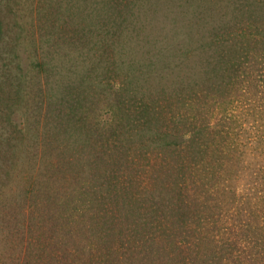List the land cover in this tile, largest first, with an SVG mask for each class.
Instances as JSON below:
<instances>
[{
    "label": "rangeland",
    "instance_id": "1",
    "mask_svg": "<svg viewBox=\"0 0 264 264\" xmlns=\"http://www.w3.org/2000/svg\"><path fill=\"white\" fill-rule=\"evenodd\" d=\"M0 11V264L196 257L176 183L190 201L205 176L204 191L208 128L264 125L261 65L236 74L227 39L254 45L264 0H0Z\"/></svg>",
    "mask_w": 264,
    "mask_h": 264
},
{
    "label": "trees",
    "instance_id": "2",
    "mask_svg": "<svg viewBox=\"0 0 264 264\" xmlns=\"http://www.w3.org/2000/svg\"><path fill=\"white\" fill-rule=\"evenodd\" d=\"M236 31L231 30L227 33V39L232 41V69L236 68V74L240 70L246 71L250 65L249 63L255 60L254 62H257L258 66L261 65L258 73L261 75L264 73V31L257 29L256 33L261 35L260 38H256L254 45L249 44L247 48L242 47L240 50H237L236 40L242 34L239 35ZM4 39V17L0 11V57ZM247 78L251 79L250 77ZM262 93L264 99V92ZM143 106L145 109L147 108V113L150 112V106L142 104V110L144 109ZM157 114L158 112L155 111L153 116L155 117ZM160 115H162V123L165 122L167 111H161ZM174 118H176L175 115L169 117L168 120L173 122ZM186 129L184 124L183 130L186 131ZM208 129L210 130L208 142L204 145L200 144V146L198 144L199 148L202 149L200 152H205L207 156V159L203 160L207 171L205 175L208 177V181L203 183L205 192L200 191V184H197L205 176H199V180L193 178L192 199L190 201L188 199L189 195L184 194L185 191H188L185 188L186 180L183 179V182L176 183L177 186H180L179 189L182 192L180 203L184 202L183 205L186 206H180L182 208L177 209L181 216V222H183V232L188 234L192 232L194 235L198 233V235H195V241L198 240L195 243L196 257H193L192 254L186 255L182 251L176 256L178 258L176 263L264 264V125L250 126L245 129L242 127ZM192 134L191 139L178 145L177 150L182 149L184 143L189 145L184 147L189 148V150L182 149V157H187V154L191 155L192 153L191 148L197 140V135L193 131ZM179 154H177V157ZM183 160L187 164V158L186 160L182 158L181 161ZM163 164V167L167 170L168 163L166 159ZM185 164L182 165V169L187 166L188 168L191 167L192 163L186 166ZM242 175L244 177L241 181ZM181 176H185V174ZM240 181L245 183L244 190L247 193L242 200L237 197L236 190L238 188H235V186L238 187ZM186 204L190 206L187 207ZM211 207L212 212L209 215ZM230 215H234L233 218ZM229 221H231V224H229ZM180 243L184 246L190 245L185 248H191L192 246L186 240V236L185 240L182 239ZM204 243H206V247L203 246ZM143 245H145L146 257L152 259L157 252L154 248V240L148 238ZM170 258L171 262L175 260L172 256Z\"/></svg>",
    "mask_w": 264,
    "mask_h": 264
}]
</instances>
